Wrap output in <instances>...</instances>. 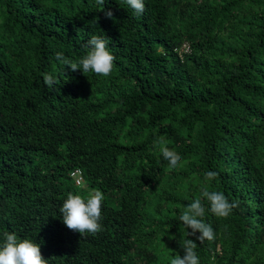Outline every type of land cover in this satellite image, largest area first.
Segmentation results:
<instances>
[{"label": "trees", "instance_id": "trees-1", "mask_svg": "<svg viewBox=\"0 0 264 264\" xmlns=\"http://www.w3.org/2000/svg\"><path fill=\"white\" fill-rule=\"evenodd\" d=\"M144 3L0 0V245L15 233L48 264H169L192 239L200 264H264V0ZM93 35L116 58L107 78L56 59L78 61ZM75 169L105 197L94 236L63 224L68 194L88 195ZM208 171L239 207L207 211L216 238L200 244L179 217Z\"/></svg>", "mask_w": 264, "mask_h": 264}, {"label": "clouds", "instance_id": "clouds-1", "mask_svg": "<svg viewBox=\"0 0 264 264\" xmlns=\"http://www.w3.org/2000/svg\"><path fill=\"white\" fill-rule=\"evenodd\" d=\"M106 0H96V4L104 6ZM127 5L134 10L136 15H142L145 12L144 0H126ZM106 18L111 19L113 12L104 10ZM86 54L78 61L66 58L63 53L57 52L56 59L64 66L71 69L72 72L81 71L83 74L94 73L97 76L109 77L113 72L115 56L108 50V40L93 35L86 43ZM44 84L54 89L58 83L55 76L50 73L43 75ZM159 145V151L163 158L168 161L170 169L183 167L187 161L182 162L181 156L167 146L164 137H159L156 141ZM69 176L73 179L76 187L85 188L88 192L87 197L79 194L69 193L67 199L60 208L63 224L71 231L85 234L96 235L103 230L102 220V202L105 197L100 190H89L85 185L83 173L80 169L70 171ZM218 173L208 171L205 174V186L201 188L200 196L184 207L179 219L187 229H191L188 235L195 237L200 244L205 241H214L216 236L211 224L205 222V215L210 211L217 218H228L233 210L239 207V202H229L228 198L220 191H209L207 184L216 180ZM204 200L208 207L206 208ZM197 233L199 235L197 236ZM174 238V237H173ZM184 255H175L168 257L169 264H200V259L195 251L197 244L192 239L183 241ZM0 264H48V261L42 257L40 246L29 239L19 240L15 233H5V242L0 245Z\"/></svg>", "mask_w": 264, "mask_h": 264}, {"label": "built area", "instance_id": "built-area-1", "mask_svg": "<svg viewBox=\"0 0 264 264\" xmlns=\"http://www.w3.org/2000/svg\"><path fill=\"white\" fill-rule=\"evenodd\" d=\"M190 49H189V45L187 43L183 44L178 50V54L179 56H182L183 54H187L189 53Z\"/></svg>", "mask_w": 264, "mask_h": 264}]
</instances>
